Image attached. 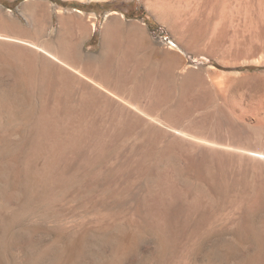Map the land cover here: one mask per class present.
Returning <instances> with one entry per match:
<instances>
[{
	"label": "bare ground",
	"instance_id": "obj_1",
	"mask_svg": "<svg viewBox=\"0 0 264 264\" xmlns=\"http://www.w3.org/2000/svg\"><path fill=\"white\" fill-rule=\"evenodd\" d=\"M28 10L31 13L36 12L28 19L32 23V34L37 37L45 30L50 18L49 8L42 2H30L24 6V12ZM56 13L59 15L57 39L54 44H50L29 38L26 29L17 23L15 25L7 22L0 12V26L10 32L0 33V59L6 62L15 61L18 65L15 75L10 76L14 82L6 95L13 96V99L8 97L5 101L2 100L4 103L0 101V128L4 120L1 113L5 112L2 109L10 111L15 118V107L25 103L17 91V82L20 81L24 89L35 97L37 107V114L23 120L31 143L26 147L24 172L17 168L22 181L31 188L30 195L27 193L30 198L28 200H31L29 202L51 205L57 198L67 199L71 195L79 197L82 203L93 210L91 212L99 207L90 214L93 215L91 223L96 227L94 229L106 232L120 218H126L130 226L137 221L139 228L157 235L173 258L179 259L180 264H186L185 255L187 252L191 253L189 250L200 237L201 231L214 225H221L222 229L230 226L229 229L235 234L232 241L236 244H241L242 239L244 241L247 238L253 241L245 247V254L233 264H264V218L259 223L255 221L258 225L254 224L257 219L255 216L264 211V114L255 124L254 133L227 129L226 132H230L228 134L234 133L238 138H233V135L221 138L218 129L215 136L212 128H219L217 120H214L215 123H206L203 118L216 114L225 105L222 108V105L219 106L221 103H218V106L215 104V107L212 106L214 108L210 106L212 109H209L210 99L213 100L211 105L217 102L215 97V102L209 97L207 106L206 103L205 106L202 104L203 98L208 99V95L202 96L207 93L201 89L206 84L205 81L200 87V98L195 93L198 88L192 95V83L199 78L191 83L193 77L179 75V84H175L177 88L168 85L166 76L173 71V64L161 61L155 65V57L147 55L146 52L139 54L142 47L139 40H131L129 45H125L119 36L121 26L116 21L104 27L101 38L105 50L102 53L106 54L107 59L111 58L115 45L124 46L117 58V74L110 73L106 66L107 60L101 65L85 63L80 69L77 67V60L81 59L79 47L95 30V18L83 16L80 11L69 17L61 16V9H57ZM31 61L42 63L38 74L34 72ZM148 62L161 69L160 79L153 81L150 86L147 84L150 76L142 68ZM253 63L258 64V61ZM53 71V76L56 77L55 72H58L62 77L71 78L79 87L86 89L77 99V103L72 104V92L67 82L57 89L54 88ZM139 77L142 78L141 81L130 82L131 78ZM189 88L192 90L190 89L191 96L188 98L190 93L186 92L190 91ZM53 89L56 90L53 92ZM171 92L174 94L173 101L169 98ZM176 92H179V98H176ZM141 94L144 97L146 94L149 104L156 111H168L170 118L175 116L183 119L190 117L186 116L187 113L195 112L197 118L202 120L194 117L189 122L184 119L198 126L194 128L187 123L179 125V119L173 118L177 122L169 120V115L166 114L167 119L161 118L169 128L164 129L149 117V114L154 113L153 106L145 108L141 104L138 107L133 104L132 101H136ZM128 103L136 107L133 109ZM113 107L121 112L119 116L110 113ZM219 107L221 109L217 110ZM228 119L230 122V118ZM220 121L223 122L222 119ZM139 125H143L144 130L134 134L132 130ZM199 127L202 130L211 128V134L199 130ZM222 133L223 129L220 134ZM240 135L244 136L240 139ZM7 137L17 143L26 139L15 131L7 133ZM159 143L161 145L158 149L156 146ZM172 156L183 157L187 163L186 173L193 174L195 181L203 183L205 188L207 186L206 190L201 186L195 189L196 187L184 183L179 176L181 172L178 173L173 168L172 160L169 161ZM185 181L187 182L186 179ZM141 182H144V192L136 199L134 211L117 210L128 199L136 198L134 191ZM207 191L215 195L217 202L214 204L220 209H214V197L209 198L211 196ZM79 198H76L77 201ZM222 209L224 212H221ZM76 226L80 227L78 224ZM119 237L118 241L121 240ZM172 259L168 261L170 264L174 263Z\"/></svg>",
	"mask_w": 264,
	"mask_h": 264
},
{
	"label": "rangeland",
	"instance_id": "obj_2",
	"mask_svg": "<svg viewBox=\"0 0 264 264\" xmlns=\"http://www.w3.org/2000/svg\"><path fill=\"white\" fill-rule=\"evenodd\" d=\"M30 2L45 3L50 12L45 30L37 37L32 34V23L28 19V17H33V13L36 12L31 13L29 10L24 12L25 4ZM57 9H61V16L65 17L80 11L83 16L95 18V30L88 38L84 39L79 47L81 59L77 60V67L80 69L84 67L85 63L101 65L103 62L105 64L107 60L106 66L110 73L117 74L119 65L117 58L122 53L121 50L124 46L115 45L111 58L107 59L106 54L102 53H105V50L101 38L104 27L116 21L115 23L121 26L119 36L125 45H129L131 40H139L142 43L139 54L147 53V55L155 57V65L161 61L173 64V71L166 76L168 85L177 88L179 75L193 77V79L190 78L191 83L199 78L194 84L192 83L194 90L189 88L192 90V95L198 93L200 98L201 89H203V92L207 93L202 96L208 95V99L205 96V98H201L202 100L200 99L203 105L210 100L213 103L209 97L217 98V102L213 105L210 101L209 109L214 108L215 104L218 106V103H221L219 106L222 105V108L225 105L223 109L219 107L217 110H221L216 114L203 118L206 123H213L214 120H217L216 124L220 125L219 128L216 127L217 129L212 128L213 135L217 136L218 132L216 131L219 130L218 135L221 138L234 134H228L230 132H226L227 129L228 131L234 130V132L239 130L245 133L255 132L254 126L264 114V0H0V12L7 22H13L15 25L17 23L26 29L29 32V38L47 41L50 44H54L57 39L59 28ZM113 13L116 15H112ZM6 32L10 33L0 26V33ZM253 61H258V64ZM31 62L34 72L38 74L42 63ZM151 62L154 63L152 60ZM7 63L10 67L6 65ZM152 63L148 62L147 65H142L143 70L145 69L147 75L150 76L147 82L149 86L161 76V69ZM16 66L18 65L15 64V61L6 62V60L0 59V94L3 93L0 95L1 103H4L3 101L8 97L10 100L13 99V96L6 95L14 82L10 76L15 75ZM53 73L54 71L52 72L54 88L57 89L67 82V86L72 92V104L77 103V99L86 89L79 87L76 81H72L71 78L62 77L58 72H55V74L57 73L55 77ZM64 78L66 79L63 81ZM141 79L140 77L139 79L131 78L130 82L141 81ZM57 84L59 85L57 86ZM17 85V91L25 103L15 107L13 112V115L17 116L15 118L12 117L10 111L4 110L5 108L2 111L6 113H1L5 121L3 120V125L0 128V264H170L168 261L173 258V255L168 251L163 241L157 235L145 231L142 227V229L139 228L137 221L130 226L126 218L125 220L120 218L114 226L106 232H102L94 229L96 227L91 223L93 215H90L96 212L99 207L91 212L93 210L82 203L79 197L71 195L67 199L57 198L51 205L29 202L31 200H28V195H30L31 188L25 184V181H22L17 171L18 169L23 171L24 158L27 154L26 147L31 143L29 134H27L28 129L24 126L23 120L37 114V107L35 97L24 89L20 81L17 82ZM200 87L202 88L200 89ZM56 89H53V92ZM142 89L146 90L144 87ZM195 89L198 92H195ZM191 90L186 93H190ZM178 93H175L176 98H179L180 94ZM188 95L189 98L191 93ZM172 96L174 94L171 92L169 98L173 101ZM215 98H213L214 102ZM204 99L206 100L204 101ZM135 100L132 102L136 106H140V104L145 108L153 106L149 104L146 94L145 97L144 94H141ZM205 105L207 106V103ZM128 106L133 109L136 107L132 103H128ZM153 108L154 113L149 114V117H152L157 122L156 124L164 129L169 128L162 119H167V115H169V120L179 119L178 122L176 121L179 125L187 123L194 128L198 127L189 123L194 117L197 118L195 112L187 113L186 116H190L187 118L181 119L173 116L175 118L173 119L170 118L168 111L165 110L166 113L159 112L154 106ZM115 109L113 107L110 113L119 116L121 112ZM213 117L215 118L213 119ZM227 117L230 118V122L234 120V124L231 122L230 125ZM218 119H222L223 122L220 120L219 122ZM198 129L202 130L201 127ZM222 129L223 133L220 134ZM136 130L138 131L136 132ZM142 130H144L143 125H139L132 132L137 134ZM12 131L18 132L26 139L20 143L9 140L7 133ZM202 131L211 134V128L206 127ZM240 136L241 139L244 135ZM131 137L133 138V135ZM234 137L238 138L237 135H233ZM13 142L14 144H12ZM251 142L253 143V141ZM22 145L23 147H21ZM160 145L161 143L156 148L159 149ZM171 158L169 157V161L172 160L173 164L170 163L178 173L181 172L179 176L184 183L196 187L195 189L200 186L205 188L203 183L199 184V181H195L193 174L186 173L187 163L183 157L172 156ZM163 163H165L164 159ZM158 165L161 164L158 163ZM143 185L144 182H141L134 191L136 198L128 199L122 206H118L121 209L117 210L126 212L131 209L134 211L135 204H137L136 199L144 192ZM207 193L211 196L209 198L213 199L214 197L213 200L211 199L213 204L217 202L211 191H207ZM75 197L79 198V201ZM96 199L98 198L96 197ZM213 207L215 210L220 209L218 206L216 208V205ZM211 209L213 210V208ZM221 212L224 210L222 209ZM255 218L254 224L259 223L264 218V211L259 212ZM257 223L255 225H258ZM77 224L80 227H77ZM214 226H216V230ZM214 226L201 231L200 237L192 245L193 248L191 247L189 250L192 254L187 252L188 255H185L186 264H233L236 259H240L245 254V247L253 243L250 241L252 239L247 238L248 240L244 241L242 239L241 244H236L232 241L235 234L232 229H229L230 226L225 229H222L221 225ZM209 231L210 233H208ZM118 237L121 238L122 244L118 241L119 239L117 240ZM97 247H101L99 252ZM167 257L171 259H167ZM172 261L175 264H180L176 257Z\"/></svg>",
	"mask_w": 264,
	"mask_h": 264
},
{
	"label": "water",
	"instance_id": "obj_3",
	"mask_svg": "<svg viewBox=\"0 0 264 264\" xmlns=\"http://www.w3.org/2000/svg\"><path fill=\"white\" fill-rule=\"evenodd\" d=\"M100 248H101V247H97V248H96L98 252L100 251Z\"/></svg>",
	"mask_w": 264,
	"mask_h": 264
}]
</instances>
